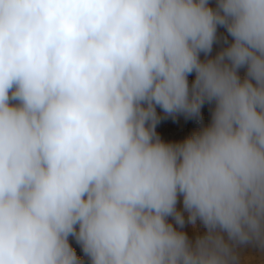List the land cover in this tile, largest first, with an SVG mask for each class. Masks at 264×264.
Listing matches in <instances>:
<instances>
[{"label": "clouds", "instance_id": "clouds-1", "mask_svg": "<svg viewBox=\"0 0 264 264\" xmlns=\"http://www.w3.org/2000/svg\"><path fill=\"white\" fill-rule=\"evenodd\" d=\"M70 238L90 264L264 252V0H0V264H84Z\"/></svg>", "mask_w": 264, "mask_h": 264}, {"label": "rangeland", "instance_id": "rangeland-1", "mask_svg": "<svg viewBox=\"0 0 264 264\" xmlns=\"http://www.w3.org/2000/svg\"><path fill=\"white\" fill-rule=\"evenodd\" d=\"M209 4L211 7H215L216 0H209ZM224 37H227L228 40L231 41V37L228 36L226 30L223 27H219L218 42L213 45L212 56H215V54L224 46ZM201 58H204L203 54H201ZM244 73L245 70L241 69V77H243ZM192 79H194V74L189 76L190 82ZM212 107V105L206 103L201 109L200 118L185 117L182 114L173 118L171 116H166L161 109L157 108V113L161 117L156 128L157 134L163 141L168 143L183 142L185 139L199 132L202 127L210 124ZM178 207H182V203L178 204ZM183 230L187 233L190 240L194 241L195 237L203 232V227L198 224L196 228H193L191 225L186 224ZM70 244L76 251L78 258H80L84 264H90L87 256H85L80 245L76 243L74 238H70ZM238 251L240 252L242 259L247 257L251 258L250 264H264V252L261 250L253 246H246L238 249Z\"/></svg>", "mask_w": 264, "mask_h": 264}]
</instances>
